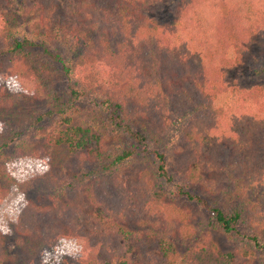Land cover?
Here are the masks:
<instances>
[{"label": "trees", "instance_id": "trees-1", "mask_svg": "<svg viewBox=\"0 0 264 264\" xmlns=\"http://www.w3.org/2000/svg\"><path fill=\"white\" fill-rule=\"evenodd\" d=\"M163 4L170 23L148 14ZM26 162L53 203L9 206L24 195L0 170V213L15 225L13 253L0 231V264H256L264 0H0V168Z\"/></svg>", "mask_w": 264, "mask_h": 264}, {"label": "rangeland", "instance_id": "rangeland-1", "mask_svg": "<svg viewBox=\"0 0 264 264\" xmlns=\"http://www.w3.org/2000/svg\"><path fill=\"white\" fill-rule=\"evenodd\" d=\"M162 10H148V14L155 18L159 23H170L174 20L173 14L171 13V10L166 4H163ZM262 52L261 46L258 44L251 48V55H259ZM238 75V73H233L232 76ZM241 76L245 78L247 88L254 85V83L257 81L255 79V73L250 68L243 69ZM177 166L180 170L186 171L192 163L195 161V154L194 150L192 148H186L182 154H180L177 157ZM60 163H55V167L57 168V172L60 173L61 170L59 169ZM39 164L35 162H26L22 165H12L5 168V166L0 168L2 171V174H9L13 179L15 180L16 184L19 186L20 191L24 195L23 198L16 197L14 194H11L8 198V204L9 206L15 205V203L19 202L20 206H23L24 204L28 202H35L36 204H39L41 206H48L53 203V194L55 193L54 187L50 183L49 177H36L32 178L29 174V171L31 169L38 168ZM143 167L138 166L136 168H133L131 171L127 172L125 174L126 179L131 178H138L140 173L143 171ZM2 185L5 186L7 189L11 187V182L4 178L2 180ZM84 208L89 209V206L85 203L84 199L80 200ZM17 206V209H20L21 207ZM85 228L87 230L91 229L93 227L92 222H90L87 218V215L82 216L81 218ZM7 228L8 231H4V228ZM14 217L11 213V210L6 211L5 213H0V231H2L4 234L8 236L9 240V252L13 253L15 250L14 248V239H15V232H14ZM215 241L218 243L219 247L221 248L222 252L224 253H232L234 252V249L226 242V240L216 235L214 237ZM122 244V243H120ZM65 248L66 246L63 245ZM117 252H120L119 248L116 249ZM70 258L69 254H66ZM63 258L57 257L54 258L55 264H73L72 261H70L69 258ZM235 264H246L245 260L241 257H236ZM256 264H264V255L263 258L258 260Z\"/></svg>", "mask_w": 264, "mask_h": 264}, {"label": "clouds", "instance_id": "clouds-1", "mask_svg": "<svg viewBox=\"0 0 264 264\" xmlns=\"http://www.w3.org/2000/svg\"><path fill=\"white\" fill-rule=\"evenodd\" d=\"M4 231H8V229L5 227L4 229H3Z\"/></svg>", "mask_w": 264, "mask_h": 264}]
</instances>
